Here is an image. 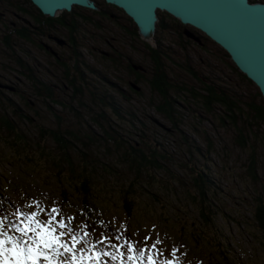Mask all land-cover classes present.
Segmentation results:
<instances>
[{"label": "rangeland", "instance_id": "rangeland-1", "mask_svg": "<svg viewBox=\"0 0 264 264\" xmlns=\"http://www.w3.org/2000/svg\"><path fill=\"white\" fill-rule=\"evenodd\" d=\"M115 15L109 22L92 15L97 26L80 27V89L51 87L49 94L10 64L12 55L25 56L29 64L41 65L36 74L47 79L43 66L52 63L50 58L16 43L6 33L12 28L9 22H0V78L16 91L0 88V117L22 137L19 141L0 124V189L5 199L0 218L18 223L32 211L41 221L52 216L57 232L68 233L65 240L70 241L74 230L80 238L77 247L117 256L103 257L100 264H132L128 244L145 253L136 264H148V256L153 264H264V217L259 215L264 211V123L246 122L235 113L232 125L225 115H216L221 109L205 110L194 95L199 81L214 83L227 86L244 105L254 100L256 87H246L229 70L220 47L165 13H157L150 42L132 36L134 26L124 14ZM123 25H128L127 34ZM184 30L199 43L182 34ZM4 33L12 47L1 42ZM149 49L164 55L167 99H173L167 116L158 110L166 96L148 84L154 70ZM29 50L37 61L27 57ZM127 65L141 73L140 80L134 81ZM48 69L59 73L53 64ZM256 100L261 103L260 96ZM108 104L126 115L117 118ZM50 131L67 140V159ZM129 143L140 145L147 157L154 151L159 165L136 169L126 156ZM80 169L89 170L98 223L107 232L84 224L74 191L65 188L75 181L69 172L75 175ZM122 196L130 202L128 215Z\"/></svg>", "mask_w": 264, "mask_h": 264}, {"label": "water", "instance_id": "water-1", "mask_svg": "<svg viewBox=\"0 0 264 264\" xmlns=\"http://www.w3.org/2000/svg\"><path fill=\"white\" fill-rule=\"evenodd\" d=\"M44 17L68 12L72 6L95 10L91 0H29ZM119 8L135 25L143 42L152 41L157 13L202 33L220 47L264 101V2L249 0H103ZM183 34L197 43L189 30ZM134 68V67H133ZM134 70H137L134 68ZM136 90V86L130 84ZM0 88L12 89L0 83ZM155 123L157 121H154Z\"/></svg>", "mask_w": 264, "mask_h": 264}, {"label": "flooded vegetation", "instance_id": "flooded-vegetation-1", "mask_svg": "<svg viewBox=\"0 0 264 264\" xmlns=\"http://www.w3.org/2000/svg\"><path fill=\"white\" fill-rule=\"evenodd\" d=\"M91 1H93L96 7L95 10L80 6H72L71 10L68 12L62 11L55 17H44L29 0H0V8H2L0 11V22H3V20L8 21L12 27L10 31L8 30L6 32L7 35L9 33V36L13 37L16 43L28 44L33 49H38L40 53L50 58L48 61L49 63L52 61L50 65L46 63V66H43L45 74L48 76L47 79H42L36 74L41 71L39 69L41 65H39L38 62L29 64L25 56L21 57L17 54L11 56V59H13V63L10 64L13 66L12 70L28 78L32 85L35 84V87L37 83H42L57 90H59L61 86L65 88L66 85L72 88V85L68 82L72 77L76 76L77 71L81 72L77 67L78 62L76 61L79 57L76 39L81 36L82 33L80 27L85 28V26L89 24L97 26L95 21L92 20V15L96 16V20L102 19L109 22V20H114L115 14L117 15L115 16L118 17V12L124 14L119 8L107 4L103 0H100L101 3L97 0ZM109 6L112 8H107ZM5 16H8V19H6ZM48 18H50V20ZM122 29L123 33L127 34L128 25H123ZM2 36L6 39L5 33ZM103 40L105 41L106 39ZM9 42L11 45L14 43L11 39ZM101 54L105 57L109 55L106 52H101ZM27 57H29L30 60L37 61L30 50ZM21 63L23 65H20ZM52 64L54 68L59 70V73H54L52 69H48ZM64 72L69 75H65ZM78 82L79 81L75 79L73 85H76ZM0 83L3 85H7L6 83L11 84L9 81H4V78H0ZM11 88L12 89L1 88V90L9 93L16 92L13 89L14 87Z\"/></svg>", "mask_w": 264, "mask_h": 264}, {"label": "trees", "instance_id": "trees-1", "mask_svg": "<svg viewBox=\"0 0 264 264\" xmlns=\"http://www.w3.org/2000/svg\"><path fill=\"white\" fill-rule=\"evenodd\" d=\"M249 1L251 2L261 1L262 2L264 0H249ZM48 19L50 20V18ZM170 19L178 23L176 20L172 18ZM127 20H128V23L134 26V29L131 31L132 36L137 37L135 25L129 18H127ZM2 40L1 42L3 43L4 46L11 45V43L9 42L10 39L8 40L7 38L5 39L3 37ZM222 54L226 59V62H227L226 64L229 70L240 80V82H242L246 87H249V85H252V83L236 69L233 63L229 60V57L227 56V54L225 52H222ZM163 56L164 55L158 49H149V57L154 65V70L152 71V75L148 80V84L152 88V90L157 92L161 97L166 96V103H164L163 107H159L158 110L160 111L162 110L167 116V111L171 109L170 105L173 99L169 101L167 99L170 83L168 82L167 77L164 74V70L162 67V63H163L162 57ZM20 65H23V64L21 63ZM127 68L132 73L134 81L141 79L142 76L140 72L133 70L129 65H127ZM186 70L190 74L194 75L193 73H191L190 69L186 68ZM64 74L67 76L69 75L66 72H64ZM82 74H83L82 72L77 71L76 76H74L75 78L72 77L73 80L71 79L68 82L69 84L72 85L71 86L72 88L74 87L75 91H78L80 89V86L78 84L81 83V81H83ZM75 79L79 82L76 85H73ZM198 83L201 88H200V91H198L197 95L196 93H194V95H195V98L198 99L200 103L203 105L205 110H209L211 106H216L218 110L221 109L222 111V113L216 112V115H220V117H222L221 115H225L227 117V120H229L228 122H230L232 125L235 124V116H234L235 113L237 114L239 113V115L241 114L243 117V120H246V122H249V123L251 122L252 124L256 122L264 123V101L261 98L258 91L255 96H252L254 100H251L244 105L243 104L240 105L241 102L239 100H236L235 95L233 96L229 93V89L227 86H224V85L218 86L214 83L213 84L205 83L202 81H199ZM36 87L39 88V90L44 89V91L47 92L48 94L51 92V88L47 86L46 84L44 85L42 83L40 84L37 83ZM259 96L261 99V103L258 100H256L259 98ZM107 106L108 108L109 107L112 108V111L114 112L113 114H115L117 118H119L120 116L123 117L124 115H126V113L122 112L121 109L119 108L115 109V107L112 106L111 104H108ZM241 106H244L245 110L240 109ZM131 116L132 115L130 114L128 117H131ZM20 119L21 121H24L26 117L21 116ZM0 124L5 129L9 130V132L12 133L13 136L17 137L19 141L22 139L20 134L15 130L14 127H12L9 124V122L5 118L0 117ZM48 134L49 136H51L52 140L54 141V144H56L58 148L64 152L63 154L64 158L67 159L66 152H65L68 150L67 140L64 137L58 136L54 132H51V131ZM262 143H264V139ZM140 147L141 146L139 145L137 148H134L129 143L127 151H126V156H128L129 160L135 164V168L139 169L141 166H145L146 164H155L156 166H158L159 164L157 163L156 157L154 156V151H151L149 154V157H147L142 153V150L140 149ZM263 161H264V153H263ZM69 174H70L71 179H74L75 181L72 184L67 183L65 188L66 190L71 189L74 191V196H76V199L74 201L76 202V205L79 207L81 211V214H80L81 220L84 222V224L94 225L96 228L102 229L103 232H107L106 228L98 223L99 217L97 216L95 212V206H94L95 204L94 199L96 195L94 194V190L91 188L90 183L88 182L89 176H90L89 170L80 169L75 175L72 174L71 172H69ZM1 190L2 188L0 189V207L3 204V202H5V199L1 197L3 193V191ZM61 197L63 198V193H61ZM1 200L3 202H1ZM121 201H122L123 209L125 210V213L128 215L131 212L129 208L130 202L124 196H122ZM0 213L3 214V211L1 209H0ZM259 215L260 217H264L263 209L260 210ZM3 217L4 216H2L1 218ZM261 229L263 230V233H264L263 224H262Z\"/></svg>", "mask_w": 264, "mask_h": 264}, {"label": "snow or ice", "instance_id": "snow-or-ice-1", "mask_svg": "<svg viewBox=\"0 0 264 264\" xmlns=\"http://www.w3.org/2000/svg\"><path fill=\"white\" fill-rule=\"evenodd\" d=\"M37 215L36 211H32L18 223L8 217L0 218V264H86V261L100 264L106 256L117 259L116 255L107 251L96 253L93 249L77 247L80 238L74 230L70 241L65 240L68 233L64 230L57 232L54 217L49 216L47 221H41L36 219ZM56 224L60 229L65 228L63 221H56ZM123 255L120 253L121 257ZM144 255L143 250L134 248L132 244L127 245V260L132 264L143 259ZM148 264H153L152 256H148ZM165 264L173 262L166 260Z\"/></svg>", "mask_w": 264, "mask_h": 264}, {"label": "clouds", "instance_id": "clouds-1", "mask_svg": "<svg viewBox=\"0 0 264 264\" xmlns=\"http://www.w3.org/2000/svg\"><path fill=\"white\" fill-rule=\"evenodd\" d=\"M261 2V1H260ZM263 2V1H262ZM169 16V15H168Z\"/></svg>", "mask_w": 264, "mask_h": 264}]
</instances>
